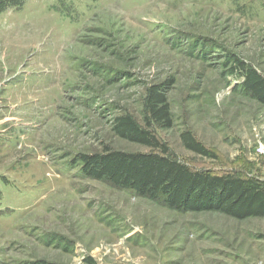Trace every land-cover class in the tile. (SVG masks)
<instances>
[{"label":"rangeland","instance_id":"obj_1","mask_svg":"<svg viewBox=\"0 0 264 264\" xmlns=\"http://www.w3.org/2000/svg\"><path fill=\"white\" fill-rule=\"evenodd\" d=\"M264 0H25L0 13V264H264V217L183 212L84 175L81 154L152 152L151 129L197 169L264 179ZM190 131L217 159L186 148Z\"/></svg>","mask_w":264,"mask_h":264},{"label":"trees","instance_id":"obj_2","mask_svg":"<svg viewBox=\"0 0 264 264\" xmlns=\"http://www.w3.org/2000/svg\"><path fill=\"white\" fill-rule=\"evenodd\" d=\"M25 0H0V13L9 7H18ZM243 69L242 86L258 102L264 104V77L249 72L244 63L233 70ZM155 85L149 93L146 106L147 127L141 126L129 115L120 116L116 134L129 142L152 149V152H125L106 150L101 154H81L77 162L88 178L105 181L137 196L161 201L167 207L183 212H218L245 220L264 217V179L243 175L234 170L216 171L197 169L169 155L167 146L151 129L152 126L173 127V115L167 97ZM154 126V127H155ZM187 149L210 159H217L190 131L181 134ZM41 264H57L42 262Z\"/></svg>","mask_w":264,"mask_h":264}]
</instances>
